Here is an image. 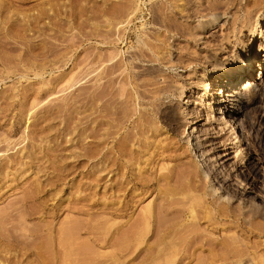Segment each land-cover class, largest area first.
<instances>
[{"label": "rangeland", "instance_id": "obj_1", "mask_svg": "<svg viewBox=\"0 0 264 264\" xmlns=\"http://www.w3.org/2000/svg\"><path fill=\"white\" fill-rule=\"evenodd\" d=\"M263 55L264 0H0V264H264Z\"/></svg>", "mask_w": 264, "mask_h": 264}, {"label": "bare ground", "instance_id": "obj_2", "mask_svg": "<svg viewBox=\"0 0 264 264\" xmlns=\"http://www.w3.org/2000/svg\"><path fill=\"white\" fill-rule=\"evenodd\" d=\"M263 58H264V55L262 56ZM256 58H257V54H256ZM260 63H262V65L264 64V59L262 60V61H260ZM251 59L248 57L245 61H244V63L241 65V66H239L237 69H236V71L234 72V73H232L233 74V76L231 77L230 76V78H232L233 80H231V81H229V82H232L233 84H235V81H237L238 79H239V77L240 76H243V75H246L247 73H251ZM243 69L245 70H248L247 71V73L244 71L243 72ZM250 70V71H249ZM230 74V73H229ZM228 82V81H227ZM228 85V84H227ZM257 85H258V83H257ZM225 92L226 91H221V92H219L218 94H219V97L221 98V99H219L220 100V103L221 104H225V103H227V102H229V101H231V99H230V97L231 96H229L228 94L227 95H225ZM184 97V96H183ZM186 101V100H185ZM225 108V107H224ZM227 113H229V112H227ZM231 114V113H230ZM228 117H230V115H228ZM239 140L237 139V137H236V142H238ZM240 143V142H239ZM238 144V143H237ZM239 146H240V144H239ZM199 150V149H198ZM200 152V151H199ZM198 153V152H197ZM221 213V212H220ZM222 214V213H221ZM219 217H220V215H219ZM217 225V224H216ZM220 226H218V228H219ZM217 230V229H216ZM68 241H69V239H68ZM210 241V240H209ZM208 243V241L206 242V244ZM211 244V243H210ZM208 245V244H207ZM67 246H69V245H67ZM209 246V245H208ZM78 262V261H77Z\"/></svg>", "mask_w": 264, "mask_h": 264}]
</instances>
